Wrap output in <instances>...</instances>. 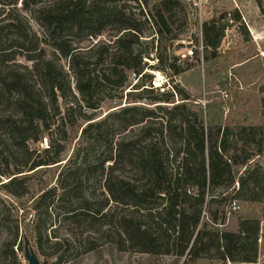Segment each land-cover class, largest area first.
I'll return each mask as SVG.
<instances>
[{"label": "trees", "instance_id": "trees-1", "mask_svg": "<svg viewBox=\"0 0 264 264\" xmlns=\"http://www.w3.org/2000/svg\"><path fill=\"white\" fill-rule=\"evenodd\" d=\"M171 2L146 13L148 0H0V18L11 20L0 30V264H20L24 231L47 236L45 215L60 194L75 200L70 218L100 222L121 251L183 264H264L261 219L239 215L236 231L219 227L233 200L264 209V166L255 162L264 154V121H207L185 86L154 87L156 70L176 77L191 67L174 55L182 45L175 46ZM229 26L226 14L205 22L195 57L215 58ZM107 102L119 104L95 114ZM77 123L69 183L33 193L31 177L63 160L67 127ZM44 139L48 147L35 146ZM91 174L102 181L97 203Z\"/></svg>", "mask_w": 264, "mask_h": 264}, {"label": "rangeland", "instance_id": "rangeland-1", "mask_svg": "<svg viewBox=\"0 0 264 264\" xmlns=\"http://www.w3.org/2000/svg\"><path fill=\"white\" fill-rule=\"evenodd\" d=\"M165 1L168 0H148V5L144 9L146 13L147 11L155 13V9L162 7ZM260 2L261 4L258 0H172L169 6L172 34L178 36L175 46L182 45L180 48L176 46L174 55L178 58V64L191 67L176 77L171 76L169 71L156 70L152 73L154 87L163 91L171 89L175 84L185 86L194 95H198L207 108V121L228 124L237 118L243 119L248 116L260 124L263 123L264 0ZM224 14L230 19V26L226 29V35L215 58L205 63L202 58L197 59L195 54L184 56L189 50H196L195 39L199 38L202 42L204 23L218 20ZM237 15H240V20L234 18ZM10 23L9 18L1 17L0 30ZM104 36L107 38V34ZM150 64H157V61L150 60ZM158 73H161L160 79ZM117 104L119 102H107L95 114L105 115L110 107L113 106L110 110L117 108ZM77 116L75 112L71 119H77ZM55 120L58 124L61 122L59 116ZM67 128L69 140L62 156L63 160L55 166L43 168L31 177L30 187L33 193H39L47 184L59 187L61 182L69 183L65 175L70 167L77 166L67 161L81 144V140L78 123L73 129ZM54 133L63 136V128L56 126ZM35 146L43 149L49 145L44 139ZM255 162L264 166V154L256 157ZM79 175L81 176V169ZM88 177L89 186L97 191V203L102 198L100 194L102 181L96 178L97 174ZM59 197L60 201L58 198L52 204L50 214L45 215L48 222L47 236L41 241L35 240L29 230L24 231L40 264H183V259L174 255L152 256L147 253L119 250L106 232L107 227H102L100 222L91 225V217L77 221L68 216L69 210L75 208V200L71 195L60 194ZM110 203L113 208V203ZM239 205L240 209L237 211H233L231 205L228 206L227 223L219 227L227 231H236L239 215L261 219L263 236L260 240L259 261H264L263 204L239 203ZM56 240L63 242L60 249L55 245ZM18 253L20 264H29L24 257V242L23 251ZM61 255L62 259L59 258ZM198 264L224 263L202 258Z\"/></svg>", "mask_w": 264, "mask_h": 264}, {"label": "water", "instance_id": "water-1", "mask_svg": "<svg viewBox=\"0 0 264 264\" xmlns=\"http://www.w3.org/2000/svg\"><path fill=\"white\" fill-rule=\"evenodd\" d=\"M24 257L29 264H40V260L33 250L29 238L27 237L24 239Z\"/></svg>", "mask_w": 264, "mask_h": 264}, {"label": "built area", "instance_id": "built-area-1", "mask_svg": "<svg viewBox=\"0 0 264 264\" xmlns=\"http://www.w3.org/2000/svg\"><path fill=\"white\" fill-rule=\"evenodd\" d=\"M193 54H194V51L191 49L186 54H184V56H187V55L193 56ZM225 96L228 97V94H226ZM230 205L233 211H237L238 209H240V205L237 202V200H233Z\"/></svg>", "mask_w": 264, "mask_h": 264}, {"label": "bare ground", "instance_id": "bare-ground-1", "mask_svg": "<svg viewBox=\"0 0 264 264\" xmlns=\"http://www.w3.org/2000/svg\"><path fill=\"white\" fill-rule=\"evenodd\" d=\"M159 74V79L161 78V73H158Z\"/></svg>", "mask_w": 264, "mask_h": 264}]
</instances>
